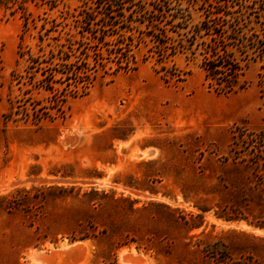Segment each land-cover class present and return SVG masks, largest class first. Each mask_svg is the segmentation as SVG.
Here are the masks:
<instances>
[{"label": "rangeland", "instance_id": "1", "mask_svg": "<svg viewBox=\"0 0 264 264\" xmlns=\"http://www.w3.org/2000/svg\"><path fill=\"white\" fill-rule=\"evenodd\" d=\"M20 29L19 13L0 9V264H38L33 253L50 264H264V176L233 147L264 131V61L224 96L207 89L199 59L165 63L190 72L175 84L141 53L136 71L95 79L63 118L4 125Z\"/></svg>", "mask_w": 264, "mask_h": 264}, {"label": "trees", "instance_id": "2", "mask_svg": "<svg viewBox=\"0 0 264 264\" xmlns=\"http://www.w3.org/2000/svg\"><path fill=\"white\" fill-rule=\"evenodd\" d=\"M64 1L0 0V9L21 20L4 125L63 118L95 79L136 71L141 53L175 84L190 72L171 74L165 63L199 59L207 89L224 96L245 90V70L264 61V0H84L63 12ZM30 3L45 7L43 16L33 17ZM242 137L234 136L233 147L244 144L247 162L264 176V131Z\"/></svg>", "mask_w": 264, "mask_h": 264}, {"label": "bare ground", "instance_id": "3", "mask_svg": "<svg viewBox=\"0 0 264 264\" xmlns=\"http://www.w3.org/2000/svg\"><path fill=\"white\" fill-rule=\"evenodd\" d=\"M144 198V197H143ZM72 246V245H71ZM74 246V245H73ZM79 246V245H78ZM66 247V246H65ZM77 247V246H76ZM75 247V248H76ZM74 249V248H73ZM65 251V250H64ZM128 254V253H127ZM31 256V255H30ZM44 255H43V253H33V255L31 256L32 258H33V260H34V262L35 263H38V264H50V262H49V259L48 258H46V257H43ZM133 258L132 257H125L124 258V256L123 255H121V261H122V263H124V262H127V263H130L131 262V260H132Z\"/></svg>", "mask_w": 264, "mask_h": 264}]
</instances>
